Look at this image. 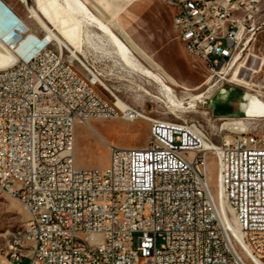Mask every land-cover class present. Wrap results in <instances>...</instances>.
<instances>
[{
    "label": "built area",
    "instance_id": "built-area-1",
    "mask_svg": "<svg viewBox=\"0 0 264 264\" xmlns=\"http://www.w3.org/2000/svg\"><path fill=\"white\" fill-rule=\"evenodd\" d=\"M163 1L185 50L215 73L262 23L264 0ZM0 5L23 29L3 41L31 36L0 68V188L29 213L9 242L10 264H264L263 133L218 144L198 122L150 117L148 146L112 147L108 167H79L76 125L121 111L55 41ZM11 20L0 14V28ZM213 163L239 237L215 193Z\"/></svg>",
    "mask_w": 264,
    "mask_h": 264
},
{
    "label": "rangeland",
    "instance_id": "rangeland-1",
    "mask_svg": "<svg viewBox=\"0 0 264 264\" xmlns=\"http://www.w3.org/2000/svg\"><path fill=\"white\" fill-rule=\"evenodd\" d=\"M4 1L30 32L47 36L30 14L29 8L36 7V0ZM60 1L81 23L77 46L62 38L70 49L64 48V58L88 81L101 82L102 85L95 84V89L111 104L122 101L152 118L198 122L218 144L240 132L233 129V121L239 118H243L247 131L264 134V9L262 23L242 54L232 62L231 70L228 72V65L215 73L185 50L172 26V9L163 0H136L132 4H128L130 0H113L118 2L114 4L117 14L111 21L102 19L84 0H77L82 11L73 9L66 0ZM51 20H46L47 24L61 37ZM112 34L120 38L121 44L109 38ZM24 47L19 44V51ZM239 70L249 78L251 89L237 84L234 75ZM223 76L231 78V82ZM227 91L233 94L232 99L224 98ZM248 93L252 95L246 99L244 116L240 103ZM75 135L77 166L104 169L110 164L112 147L148 146L151 123L147 118H122L120 112L118 118H91L88 124L76 125ZM211 172L215 187L214 163ZM28 217L24 204L0 188V264H10L9 242ZM27 263L25 259L22 264Z\"/></svg>",
    "mask_w": 264,
    "mask_h": 264
},
{
    "label": "bare ground",
    "instance_id": "bare-ground-1",
    "mask_svg": "<svg viewBox=\"0 0 264 264\" xmlns=\"http://www.w3.org/2000/svg\"><path fill=\"white\" fill-rule=\"evenodd\" d=\"M21 1H25V0H21ZM66 1H68V3H70V5L72 6L73 9H78L81 11L83 10L82 7L79 5L80 3L78 4L77 0H66ZM84 1L86 2V4L88 6L90 5L89 6L90 8L92 7L93 9H95L99 13V16L104 20L111 21V20H113V18L117 14V12L115 11V8H114L115 3L113 0H84ZM134 1H136V0H130L128 4H132ZM116 4H115V6H116ZM29 10H30V14L35 17V19L37 20L39 25L46 31V33H47V36H45L46 40L55 41L63 50L65 48V49L70 51L69 47L63 42V39H65L68 43L72 42L73 44H75L77 46L76 35H77V31H79V27H80L81 23H80V21H78L76 19L75 14L71 10L66 8L65 5H63V3L60 0H36V7L35 8H34V6L30 7ZM0 14L3 17L7 18L9 21L11 20L4 13L3 7L1 5H0ZM82 17H84V15H82ZM50 18H53V19L51 20ZM87 19H89V18H87ZM92 19L94 20V18H92ZM46 20H48V21L51 20L52 22H54L56 27L59 28V34L61 35V37L59 35L53 33L52 29L49 27ZM79 20H81V19H79ZM98 21H102V20H98ZM97 26H99V25H97ZM12 29H15V30L20 29L21 30L22 28L20 26L16 25L14 22H12V20H11L10 25L7 27V31H3L0 28V68H3V67H6V66L13 64L14 61L18 58V53L20 52L19 51V44L24 46L31 39V36L29 35L26 38L27 40L24 39L21 43H18L17 45H14V46L8 45L7 43H5L3 41L2 37L6 36L8 33H10V31ZM84 29H85V27H84ZM65 36H66V38H65ZM109 38L111 40L121 44V40L117 35L112 34ZM231 64L228 68V72L232 68ZM240 67H242V65ZM248 70L253 71V72H257V70L255 68H248ZM234 76L236 77L238 85H242L246 88L251 89L249 78L247 76L241 74L240 70ZM222 78L226 79V76H223ZM230 79H226V80L231 82ZM232 81H233V79H232ZM97 83H100V85H102L101 82L97 81ZM250 95H252V94H250V93L246 94L243 97L244 101L240 103V108L244 112V116L246 115V112H245L246 99ZM232 97L233 96H232V93L230 91H227L224 94L225 99H227V98L232 99ZM115 105L122 112V114H123L122 118L132 120V121L134 119H138V118H147L148 120H150L149 116H146L143 113L133 109L132 107L128 106L127 104H125L122 101L119 102L117 100ZM82 124H88V120ZM244 124H243V118L235 119L233 121V125H234L233 129L234 130H240V131H246L248 128ZM75 132H76V128H75ZM75 142H76V135H75ZM74 156H75V147H74ZM214 188H215V193L217 195V198L219 200V203L221 205L223 212L226 213L228 215V217L230 218V220L232 221L234 233L237 237H239L240 231H241L240 226L238 225V223L234 217L233 211L227 205L226 198L224 196L222 186L220 185V180L218 178V175H216V184H215Z\"/></svg>",
    "mask_w": 264,
    "mask_h": 264
},
{
    "label": "crops",
    "instance_id": "crops-1",
    "mask_svg": "<svg viewBox=\"0 0 264 264\" xmlns=\"http://www.w3.org/2000/svg\"><path fill=\"white\" fill-rule=\"evenodd\" d=\"M16 13V12H15ZM233 95V94H232ZM76 159V158H75ZM75 162H76V165H77V159L75 160Z\"/></svg>",
    "mask_w": 264,
    "mask_h": 264
}]
</instances>
